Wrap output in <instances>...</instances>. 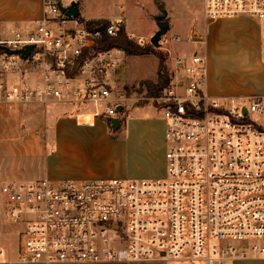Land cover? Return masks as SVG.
I'll return each instance as SVG.
<instances>
[{"label":"built area","instance_id":"built-area-1","mask_svg":"<svg viewBox=\"0 0 264 264\" xmlns=\"http://www.w3.org/2000/svg\"><path fill=\"white\" fill-rule=\"evenodd\" d=\"M80 2L44 0L33 29L0 28V107L102 105L94 115L108 120L128 110L133 100L110 83L126 54L97 48L124 20L93 24L62 11ZM203 17L264 20V0H204ZM172 60L169 85L149 98L163 106L165 175L7 181L1 210L18 227V263L264 258V96L211 97L205 55Z\"/></svg>","mask_w":264,"mask_h":264},{"label":"rangeland","instance_id":"rangeland-1","mask_svg":"<svg viewBox=\"0 0 264 264\" xmlns=\"http://www.w3.org/2000/svg\"><path fill=\"white\" fill-rule=\"evenodd\" d=\"M202 3L203 0H159V5L157 0H86L85 6L84 3L81 5V11L83 17L92 19L108 18L116 21L123 17L126 20V34L133 33L136 39L145 38V47H153L152 37L160 31L159 23H167V32L160 39L163 46H154L153 49L162 56L163 63L171 75L174 53L198 52L205 55L206 45L199 43L202 37L200 30L205 27L207 21L203 18ZM135 38L132 39L139 44ZM174 38H180V41H173ZM166 49L171 54L166 52ZM208 57L211 93L238 95L247 88L253 89V77L248 74L242 77L232 59L224 53L212 52ZM159 63L156 54L124 56L121 66L111 76L110 83L116 90L127 93L133 100L128 110L122 113L124 119L121 120L120 132L127 130L129 139L126 144L123 142L114 149L106 150L104 154L93 152L89 162L123 166L127 171L126 178H159L165 175L163 106L156 100L147 99L145 87L146 81L157 82ZM55 106L56 104H49L47 107L33 105L13 110L0 107V189L7 181L45 178L42 176L46 150L45 134L52 126V116L55 114L52 109ZM103 109L102 105L92 108L93 112H101ZM112 128L114 134L120 130L114 131ZM64 162L69 166L84 164L81 158L67 157ZM3 201L4 197L0 192V251L4 252L0 253V264H3V261L17 262L18 250V227L5 220L1 210ZM147 264L205 263L165 258Z\"/></svg>","mask_w":264,"mask_h":264},{"label":"crops","instance_id":"crops-1","mask_svg":"<svg viewBox=\"0 0 264 264\" xmlns=\"http://www.w3.org/2000/svg\"><path fill=\"white\" fill-rule=\"evenodd\" d=\"M79 4L80 17L84 21L97 22L108 18H87L82 16ZM164 3V2H163ZM204 5V0L203 3ZM165 5V3H164ZM44 17V0H0V28L5 31L33 29ZM204 18V17H203ZM126 28V20L123 17ZM117 19V20H119ZM206 20V19H205ZM208 22V23H207ZM196 26V24H195ZM127 30V28H126ZM128 32V31H127ZM202 37L199 43L206 45L207 74L204 91L211 97H239L247 98L255 95L264 96V20L248 17L220 19L206 21L205 27L200 30ZM199 32V33H200ZM135 38L133 33H129ZM136 39V38H135ZM148 39V37L146 38ZM138 42L145 38L136 39ZM222 52L232 59L234 66L242 77L245 74L253 77V89L247 88L238 95H215L209 91V55ZM248 82V80H247ZM223 94V93H222ZM93 106L75 107L67 104H56L52 109V126L45 134L46 150L42 176L52 180L73 179L86 181L94 178H126L127 171L123 166H114L107 163L95 164L88 161L90 154L103 153L125 143L128 131H121L124 115L115 117L119 122L112 123L94 115ZM57 111V112H56ZM118 133H112L111 128ZM67 157L84 161L82 166L65 165ZM35 180V179H34ZM2 254H4L3 250ZM21 264L16 261H3V264ZM127 264V263H102ZM133 264V263H132ZM147 264V263H141ZM232 264H264V258L249 257L233 262Z\"/></svg>","mask_w":264,"mask_h":264},{"label":"trees","instance_id":"trees-1","mask_svg":"<svg viewBox=\"0 0 264 264\" xmlns=\"http://www.w3.org/2000/svg\"><path fill=\"white\" fill-rule=\"evenodd\" d=\"M162 9V5H160ZM82 20L81 17L77 18ZM93 24L107 25L109 22H94ZM154 47V46H153ZM153 47H145L137 44L129 35L126 34L124 26H122L115 37L104 36L97 45L98 51H108L111 49H120L124 51L126 56H148L156 54L159 58L158 80L157 82L146 81L147 98H158L163 94L164 89L170 83V74L163 63L162 56L154 51Z\"/></svg>","mask_w":264,"mask_h":264},{"label":"water","instance_id":"water-1","mask_svg":"<svg viewBox=\"0 0 264 264\" xmlns=\"http://www.w3.org/2000/svg\"><path fill=\"white\" fill-rule=\"evenodd\" d=\"M157 3L159 5V0H157ZM63 12H66L68 17H72V18H78L80 17V9H79V3H74L73 6L71 8H69L67 11L66 9L62 8ZM166 12V11H163ZM159 27H160V31H158L156 33L155 36L152 37V44L155 47H159L160 46V39L163 37V35H165V33L167 32V28H168V24L167 23H163L160 24L159 23ZM33 47L29 46L27 47L26 50L23 51L24 57L28 56L30 54V52L32 51ZM118 111L121 113L123 111L122 107L118 108ZM112 123L115 122H119L120 124V120L119 119H111Z\"/></svg>","mask_w":264,"mask_h":264}]
</instances>
